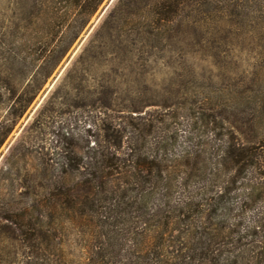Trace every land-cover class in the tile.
<instances>
[{
    "label": "rangeland",
    "instance_id": "obj_1",
    "mask_svg": "<svg viewBox=\"0 0 264 264\" xmlns=\"http://www.w3.org/2000/svg\"><path fill=\"white\" fill-rule=\"evenodd\" d=\"M123 4L103 0L71 39L78 26L74 0H0V45L8 49L12 43V51L24 58L15 64L9 87L0 89V264L20 263L23 246L17 215L22 212L29 220L37 215V206L46 214L49 175L66 149L83 148L86 139L92 140L111 115L106 110L109 99L112 106L123 109L120 113L157 121L166 137L165 164L171 169L186 173L190 161L194 162L192 156L199 158V170H193L189 178L181 175L176 189L198 204L192 212L197 226H209L206 211L200 212L213 202L215 192L230 191L222 202L225 209L217 211L225 213L230 232L216 240L221 252L237 256L250 244H264V200L258 193L264 187V169L247 167L233 176L227 168L214 166L218 149L232 140L240 139L262 153L250 141L264 145V90L240 91L253 84L252 72L264 62L255 53L263 51L264 44L234 45L233 55L217 62L169 51L170 47L131 58L100 53L96 46L104 40L105 27L127 17ZM37 9L40 14L34 19ZM170 40L161 45L170 46ZM65 45L67 49L55 60ZM51 50L52 58L42 63L39 56L43 51L52 54ZM0 77L7 80L8 76L1 73ZM261 79L264 84V75ZM27 96L23 107L20 99ZM196 107L236 117L241 134L232 138L218 122L194 121L190 112ZM58 214L66 258L84 262L87 232L68 221L65 213L58 210ZM223 219L218 216L215 222L221 224ZM42 220L48 222L47 217ZM172 235L180 232L172 231Z\"/></svg>",
    "mask_w": 264,
    "mask_h": 264
},
{
    "label": "trees",
    "instance_id": "obj_2",
    "mask_svg": "<svg viewBox=\"0 0 264 264\" xmlns=\"http://www.w3.org/2000/svg\"><path fill=\"white\" fill-rule=\"evenodd\" d=\"M102 1L74 0V6L79 8L78 26L71 39ZM119 2L126 6L127 17L116 18L105 27V36H101L104 40L96 46L100 53L116 57L130 55L131 58L144 51L169 50L170 47L169 51L199 55L217 62L230 58L234 45L254 41L264 44V0ZM40 10L35 11L34 19L38 18ZM170 39V46L161 45L163 40ZM12 46L11 43L4 49L0 45V75L8 76L7 80L0 77V89L9 87L16 72L15 64L24 59H20V53L12 51ZM67 47L57 50L55 60ZM45 51L38 59L47 64L54 51L52 54ZM255 55L264 58V50ZM252 74L255 76L253 84L240 92L255 91V87L256 91L264 90L261 79L264 62ZM111 100L106 106L111 115L97 128L92 140L86 139L83 148L66 149L58 168H53L49 175L46 214L37 206V215L29 220L22 212L17 215L15 224L23 246L19 264H77L68 260L63 251L58 210L88 234L87 256L79 264H238V261L239 264H264L263 242L250 244L247 251L232 258L216 246V240L230 234L225 213H217L225 209L222 202L230 191L220 188L215 192L213 202L205 204L207 209L202 208L200 212L206 211L209 226H197L192 212L198 204L195 206L189 196L177 194L176 189L181 175L189 178L195 174L193 170H199V158L192 156L194 162L190 161L186 173L171 169L165 164L166 137L156 125L157 121L120 113L123 109L112 106ZM26 101L28 96L20 99L23 107ZM124 111L131 110L124 108ZM208 112L196 107L190 115L194 121L218 122L232 138L241 134L236 117ZM239 140L227 142L226 147L218 149L214 166L227 168L233 176L247 167L264 169L263 142L250 141L261 150L259 153ZM263 188H258V193L264 200ZM218 216L224 217L221 224L215 222ZM43 217H47L48 222L44 223ZM172 231L180 235L173 236Z\"/></svg>",
    "mask_w": 264,
    "mask_h": 264
}]
</instances>
